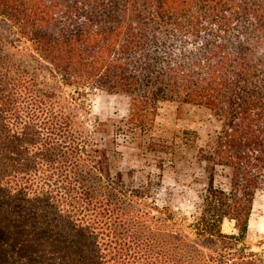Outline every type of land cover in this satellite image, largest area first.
Listing matches in <instances>:
<instances>
[{"label":"trees","instance_id":"16d2710c","mask_svg":"<svg viewBox=\"0 0 264 264\" xmlns=\"http://www.w3.org/2000/svg\"><path fill=\"white\" fill-rule=\"evenodd\" d=\"M0 17L54 80L0 61V264H264L246 243L264 184V0H0ZM94 90L129 97L133 132L161 100L219 118L197 152L206 188L191 223L83 127Z\"/></svg>","mask_w":264,"mask_h":264},{"label":"rangeland","instance_id":"374dc122","mask_svg":"<svg viewBox=\"0 0 264 264\" xmlns=\"http://www.w3.org/2000/svg\"><path fill=\"white\" fill-rule=\"evenodd\" d=\"M15 38L14 29L0 17V61L8 57L13 65L52 85L54 80L45 67L38 66L28 52L18 54L13 48ZM261 57L264 48L258 51L255 60ZM64 90L71 93L70 88ZM80 107L79 120L94 140L101 146L116 148L118 167L123 172L133 170L138 182L149 184L158 206L169 207L177 217L191 223L200 211L206 188L197 152L199 148L208 149L220 131L219 118L204 106L161 100L152 127L133 132L125 123L129 108V97L125 94L89 91L81 99ZM185 131L192 133L188 145ZM229 176L228 167L216 166L215 186L227 190ZM2 221L0 216V224ZM222 229L233 233V222L225 220ZM1 231L2 227L0 237ZM246 243L251 251L264 256V184L255 191Z\"/></svg>","mask_w":264,"mask_h":264}]
</instances>
